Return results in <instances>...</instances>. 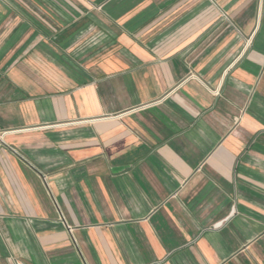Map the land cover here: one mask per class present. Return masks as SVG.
<instances>
[{
    "label": "crops",
    "instance_id": "0c3cea01",
    "mask_svg": "<svg viewBox=\"0 0 264 264\" xmlns=\"http://www.w3.org/2000/svg\"><path fill=\"white\" fill-rule=\"evenodd\" d=\"M0 264H264V0H0Z\"/></svg>",
    "mask_w": 264,
    "mask_h": 264
},
{
    "label": "built area",
    "instance_id": "2783aa9c",
    "mask_svg": "<svg viewBox=\"0 0 264 264\" xmlns=\"http://www.w3.org/2000/svg\"><path fill=\"white\" fill-rule=\"evenodd\" d=\"M212 92L217 94V93H218V90H214V91H212Z\"/></svg>",
    "mask_w": 264,
    "mask_h": 264
}]
</instances>
